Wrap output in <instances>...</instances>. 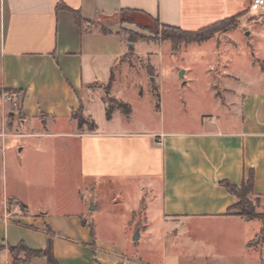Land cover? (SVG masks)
Returning a JSON list of instances; mask_svg holds the SVG:
<instances>
[{
	"label": "crops",
	"instance_id": "obj_1",
	"mask_svg": "<svg viewBox=\"0 0 264 264\" xmlns=\"http://www.w3.org/2000/svg\"><path fill=\"white\" fill-rule=\"evenodd\" d=\"M250 4L251 0H0V110L19 115L16 127H0V142L24 138L17 150L3 148V166L10 169L13 182L38 191L55 187L59 170L66 191L80 182L74 209L67 208L72 203L65 196L54 210L47 198L32 209L23 193L8 188L0 208L2 264L12 262L10 246L24 243L32 250H45L49 230L57 264H264V238L255 241L262 222L239 215L233 209L237 197L222 185L227 181L239 186L252 170L253 195L264 213V70L261 89L251 84L240 91L236 83L241 78L221 67L224 74L216 84L225 94H217L215 83L208 85L222 107L229 108L230 118L193 129H167L164 120L152 118L156 112L149 102L151 93L142 81L134 99L128 98V91L114 89L122 72L141 76L139 68L125 61L140 55L139 43L131 46L119 22L107 23L123 9L188 31L239 16L248 27L242 33L261 36L264 8L256 17L249 14ZM145 55L152 74V53ZM217 68L211 66L212 71ZM6 91L18 93L21 104L16 110L3 100ZM110 99L129 104L130 115L116 108L108 117ZM142 105L143 116L138 114ZM77 115L89 118L91 125L81 126ZM136 179L150 195L145 221L159 220L168 242L169 235L186 236L189 248L155 257L127 252L96 236L87 216L90 193L96 200L102 184L123 186ZM24 264L48 262L33 257Z\"/></svg>",
	"mask_w": 264,
	"mask_h": 264
},
{
	"label": "rangeland",
	"instance_id": "obj_2",
	"mask_svg": "<svg viewBox=\"0 0 264 264\" xmlns=\"http://www.w3.org/2000/svg\"><path fill=\"white\" fill-rule=\"evenodd\" d=\"M249 14L256 17L260 15L253 11H249ZM112 22L121 24V31L128 40L131 36L133 42L139 43L137 51L140 55L129 56L125 61L139 68V75H141L138 76V72L131 76L130 73H120L114 89L118 93L128 91V98L134 99L133 97L137 94V85L142 81L144 89L151 93L149 102L152 104L153 111L156 112L152 118L164 120L167 129L171 127L193 129L194 126H200L202 123L230 118L229 108L222 107L220 99L214 98L208 85L209 81L215 83L214 88L217 94L221 97L225 94L223 86L216 84L218 75L224 74L221 67H224L226 73L241 78L240 82L236 83L240 91L250 89L251 84L258 89L262 87L264 26H261V36L249 37L242 33L243 30L248 29L246 23L238 18L237 25L224 31L226 33L219 32L214 38L204 42L181 43L176 50H173L171 41L163 38V29L160 25H156L154 30L144 29L134 24L121 23L117 16L107 21V23ZM149 52L152 53L151 63L155 68L152 74L147 72L149 55L145 54ZM212 65L218 67L216 71L211 70ZM182 70L183 76L180 75ZM13 109L16 110V108ZM143 109V105L138 106V114L141 116H143ZM16 114L0 110V127H16L19 117ZM76 119L81 126L85 123L91 125L90 119L85 116L77 115ZM23 139L8 137L4 145L0 142V208L3 206V200L8 197L10 186H14L19 193L26 196L32 209H37L41 199L47 198L51 202V209L54 210L59 207L58 203L63 196L72 203L67 208H76V197L79 195L76 187L80 182L72 183V187L66 191L65 184L60 182L63 180L60 170L57 171V180L53 188L38 191L37 187L25 188L21 182L12 181L10 169L3 166L5 160L3 148L4 151L10 147L17 150ZM5 154L7 153L4 152ZM142 184L143 182L137 179L123 186H120L121 183H104L96 189V200L93 198L94 193H90L87 216L96 236L124 246L127 252L146 253L155 257H160L165 251L180 253L186 247L189 248L190 244L187 243L186 236L172 238V235H169L168 242L163 236L162 223L159 220H153L151 224L145 221L144 209L150 195L141 187ZM252 200L256 202L255 197ZM91 203L94 206L93 209H90ZM257 211L259 212L258 209ZM146 226H149L147 230ZM137 232L139 239L135 240L134 235ZM260 238H262L261 234L255 238V241H259ZM176 242L182 245L179 246L180 243ZM16 256L17 261L24 258L23 253H18ZM3 261L4 258L0 255V264ZM13 262L12 257L11 264Z\"/></svg>",
	"mask_w": 264,
	"mask_h": 264
},
{
	"label": "trees",
	"instance_id": "obj_3",
	"mask_svg": "<svg viewBox=\"0 0 264 264\" xmlns=\"http://www.w3.org/2000/svg\"><path fill=\"white\" fill-rule=\"evenodd\" d=\"M77 18H79V13L74 12ZM121 23H129L137 25L140 28L152 29L154 30L156 25H159L156 20L151 16L136 10L123 9L117 15ZM114 16V17H116ZM239 16H233L206 27L195 31L183 30L181 28L169 25H160L162 27V35L165 40H169L172 43L173 50H176L181 43H191V42H204L213 38L217 33L227 31L229 28H234L237 25V20ZM80 21V19H79ZM104 32L108 30L106 28L102 29ZM130 36L129 41L133 43V39ZM120 109L126 116L131 113V107L129 104L117 101L115 99L109 100V105L107 106V115L111 116L114 109ZM222 185L238 199V202L233 206V209L238 211V214L247 220H260L262 221V228L260 234L264 238V214L258 212L257 209L260 206V200L255 197L256 202L254 203L252 198L253 195V185H254V174L251 170L247 176L243 179L242 183L237 186L231 184L227 181L222 182ZM49 239L48 245L45 250H32L28 248L24 243H20L17 246H10L9 252L14 258L13 264H24L33 257H45L48 264H57L52 250V238L51 231H48ZM23 253L24 258L17 261L16 254Z\"/></svg>",
	"mask_w": 264,
	"mask_h": 264
},
{
	"label": "built area",
	"instance_id": "obj_4",
	"mask_svg": "<svg viewBox=\"0 0 264 264\" xmlns=\"http://www.w3.org/2000/svg\"><path fill=\"white\" fill-rule=\"evenodd\" d=\"M264 8V0H251L250 10L259 13ZM3 100H6L12 104L14 108L20 107L21 101L17 92L6 91L2 96Z\"/></svg>",
	"mask_w": 264,
	"mask_h": 264
},
{
	"label": "water",
	"instance_id": "obj_5",
	"mask_svg": "<svg viewBox=\"0 0 264 264\" xmlns=\"http://www.w3.org/2000/svg\"><path fill=\"white\" fill-rule=\"evenodd\" d=\"M131 46L134 47V44L131 43ZM183 74H184V71L182 70V71L180 72V75L183 76ZM93 208H94V206H93V204L91 203V204H90V209H93ZM134 239H135V240H136V239H139V233H138V232L134 235Z\"/></svg>",
	"mask_w": 264,
	"mask_h": 264
}]
</instances>
